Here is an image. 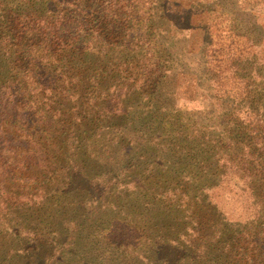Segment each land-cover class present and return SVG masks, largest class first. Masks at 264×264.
Listing matches in <instances>:
<instances>
[{
	"label": "trees",
	"instance_id": "obj_1",
	"mask_svg": "<svg viewBox=\"0 0 264 264\" xmlns=\"http://www.w3.org/2000/svg\"><path fill=\"white\" fill-rule=\"evenodd\" d=\"M197 4L217 8L175 23ZM223 9L0 0V264H264V88L242 67L258 45ZM182 31H202L181 49L213 95L175 66Z\"/></svg>",
	"mask_w": 264,
	"mask_h": 264
},
{
	"label": "rangeland",
	"instance_id": "obj_2",
	"mask_svg": "<svg viewBox=\"0 0 264 264\" xmlns=\"http://www.w3.org/2000/svg\"><path fill=\"white\" fill-rule=\"evenodd\" d=\"M219 2L222 4L224 3L227 9H223L222 12L232 16V21H227L229 26L237 33L249 35L258 45L257 52L254 56H251L248 61L242 62V67H245L255 74V76L252 77V82L256 84V86L264 88V0H259L255 3L253 0H247L248 5L245 8L243 4H247L246 0H219ZM216 8L217 6L215 4H197L187 11V13L183 15V18H174V21L181 27H187L190 22L194 21L193 15H196L200 10H212ZM201 34L202 31H200V34L199 32H191L188 33V36L183 37V31L178 33L177 36L183 38L180 43L177 44L175 50H172V53L175 57V66L190 74H197L198 79H195L196 83L202 85L206 92L205 94L213 95L215 91L210 85V74L205 71L206 66L202 65L198 58V54L193 53L187 55L186 51L181 49L185 48V50H189L193 48L196 42H198V38H200ZM204 36L207 37V35ZM207 40H211L210 35L209 39L207 37ZM176 51L178 52L177 56L175 55ZM201 93L199 89L194 93L197 95L195 100L188 101L184 99L185 101H183V104L193 109L204 107L206 105V100L199 97ZM218 200L220 207L232 220L245 221L253 214L252 200L249 196L236 192L230 193L229 190H224L221 191Z\"/></svg>",
	"mask_w": 264,
	"mask_h": 264
}]
</instances>
